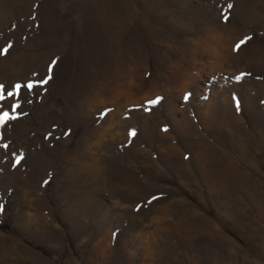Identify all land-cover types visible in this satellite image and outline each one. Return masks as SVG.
I'll return each instance as SVG.
<instances>
[{"label":"rangeland","instance_id":"rangeland-1","mask_svg":"<svg viewBox=\"0 0 264 264\" xmlns=\"http://www.w3.org/2000/svg\"><path fill=\"white\" fill-rule=\"evenodd\" d=\"M9 43L52 79L0 128V264H264V0H0Z\"/></svg>","mask_w":264,"mask_h":264},{"label":"snow or ice","instance_id":"snow-or-ice-1","mask_svg":"<svg viewBox=\"0 0 264 264\" xmlns=\"http://www.w3.org/2000/svg\"><path fill=\"white\" fill-rule=\"evenodd\" d=\"M227 7H228V9H231L233 7V5L231 3H229L227 5ZM223 18L227 22L228 16H224ZM251 39H252V37H250V36L244 37L238 43L235 44L233 51H239L242 48V46L246 45V43ZM12 47H13V45L11 43H9L7 46L0 48V57L8 54L9 50ZM53 63H55V62H53ZM48 72H49V75L46 78L39 80V81H28L24 85H21L20 83H16L14 85V89L6 88V86L3 83H0V128H3L9 121H16L17 119H19V117L21 115H27L26 112H18V109L21 108V103L19 102L18 97H20L22 89H26L28 93H31L37 87L43 88L44 85H47L49 83V81L52 79V75H51L52 68L51 67H49ZM246 75H247L246 73H241L239 76L235 77V80L237 82H240ZM227 79L228 78L225 77V80H227ZM233 98L236 99L235 97H233ZM161 99H162L161 97H157L156 99L147 101L145 103V105L143 106V110L146 112L150 111L151 108L154 107L155 105H157ZM188 99H189V96L185 95L184 100L187 101ZM8 100H14L15 101L11 104V110L10 111L5 109V104ZM239 110H240V106H239V104H237V111H239ZM162 130L167 131V128H164ZM135 135H136V131L131 130L129 132L130 140H131V138L135 137ZM8 147H9V145H7V144L0 145V148L6 149ZM22 159H23V154H20L15 161L16 165H19L21 163ZM157 199H159V197L153 196L150 200L147 201V204L151 205ZM139 208H140V206L137 207L138 211H139ZM0 211H3V205L2 204H0Z\"/></svg>","mask_w":264,"mask_h":264}]
</instances>
